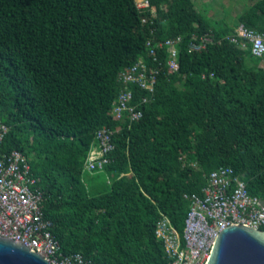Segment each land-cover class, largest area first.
Here are the masks:
<instances>
[{
	"label": "trees",
	"instance_id": "1",
	"mask_svg": "<svg viewBox=\"0 0 264 264\" xmlns=\"http://www.w3.org/2000/svg\"><path fill=\"white\" fill-rule=\"evenodd\" d=\"M150 1L156 13L142 23L134 0H0V151L29 157L61 251L95 264H166L156 221L165 214L182 233L185 194H200L219 166L264 200V59L226 39L188 47L195 33L222 37L239 23L264 31V0L215 20L194 0ZM176 36L179 69L161 47L143 115L114 119L119 72L138 57L157 64L148 37ZM130 88L134 103L147 94ZM103 126L119 128L108 180L87 182L84 162Z\"/></svg>",
	"mask_w": 264,
	"mask_h": 264
},
{
	"label": "built area",
	"instance_id": "2",
	"mask_svg": "<svg viewBox=\"0 0 264 264\" xmlns=\"http://www.w3.org/2000/svg\"><path fill=\"white\" fill-rule=\"evenodd\" d=\"M142 14V23L155 15L150 0H134ZM229 40L241 47H251L254 55L264 59V31L239 23L233 33L219 37L213 32L193 34L189 49L200 51L215 42ZM181 36L165 40L148 37L146 46L152 61L138 57L119 72L123 88L112 102L111 115L116 120L132 122L143 115L142 105L154 97L159 75L160 48L166 46L167 65L172 72L179 68ZM152 62V63H153ZM213 75V73H211ZM205 74H203V77ZM131 85L147 91L136 103ZM119 128L103 126L96 132L97 144L88 152L84 168L90 171L104 169L111 162L115 148L112 135ZM8 125L0 118V146ZM1 152V151H0ZM195 165L194 162L191 163ZM33 175L29 157L20 149L0 153V236L29 246L51 264H95L81 252L64 254L52 232V222L43 211L44 195ZM190 207L179 232L167 215L155 224V235L163 242L168 257L166 264H205L211 246L219 232L231 224H246L260 228L264 225V200L250 193L244 180L234 174L231 166L222 165L209 171L202 192L185 194Z\"/></svg>",
	"mask_w": 264,
	"mask_h": 264
},
{
	"label": "water",
	"instance_id": "3",
	"mask_svg": "<svg viewBox=\"0 0 264 264\" xmlns=\"http://www.w3.org/2000/svg\"><path fill=\"white\" fill-rule=\"evenodd\" d=\"M0 264H51L29 246L0 236ZM205 264H264V229L231 224L215 237Z\"/></svg>",
	"mask_w": 264,
	"mask_h": 264
},
{
	"label": "rangeland",
	"instance_id": "4",
	"mask_svg": "<svg viewBox=\"0 0 264 264\" xmlns=\"http://www.w3.org/2000/svg\"><path fill=\"white\" fill-rule=\"evenodd\" d=\"M196 2V6L198 8L207 9L209 12V15L214 19L223 17V14H227L228 19H232L236 16V14L239 12V8L241 5L246 3V0H194ZM227 3L228 7H226L224 4ZM214 19V20H215ZM104 169H99L95 171H90L84 168L83 171V177L84 179L89 178H99V180L107 181L106 174H104ZM93 174V175H91ZM87 178V179H89ZM86 180V179H85ZM87 181V180H86ZM88 182V181H87ZM164 215V214H162Z\"/></svg>",
	"mask_w": 264,
	"mask_h": 264
},
{
	"label": "crops",
	"instance_id": "5",
	"mask_svg": "<svg viewBox=\"0 0 264 264\" xmlns=\"http://www.w3.org/2000/svg\"><path fill=\"white\" fill-rule=\"evenodd\" d=\"M247 3L250 4L251 3V0H247ZM226 7H228V4L225 3L224 4ZM244 5H241V7L239 8V11H241V9L243 8Z\"/></svg>",
	"mask_w": 264,
	"mask_h": 264
},
{
	"label": "bare ground",
	"instance_id": "6",
	"mask_svg": "<svg viewBox=\"0 0 264 264\" xmlns=\"http://www.w3.org/2000/svg\"><path fill=\"white\" fill-rule=\"evenodd\" d=\"M190 42V41H189ZM188 46H189V44H188ZM247 48V47H246ZM179 69V68H178Z\"/></svg>",
	"mask_w": 264,
	"mask_h": 264
}]
</instances>
